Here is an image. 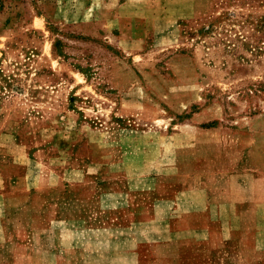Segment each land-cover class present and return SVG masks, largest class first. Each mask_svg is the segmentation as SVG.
<instances>
[{"label": "rangeland", "instance_id": "374dc122", "mask_svg": "<svg viewBox=\"0 0 264 264\" xmlns=\"http://www.w3.org/2000/svg\"><path fill=\"white\" fill-rule=\"evenodd\" d=\"M190 125L264 159V0H0V174L64 177L55 235L21 212L29 264H175L163 258L170 233L146 211L131 226L118 199L134 174L195 154ZM28 202L39 196L12 201Z\"/></svg>", "mask_w": 264, "mask_h": 264}, {"label": "crops", "instance_id": "0c3cea01", "mask_svg": "<svg viewBox=\"0 0 264 264\" xmlns=\"http://www.w3.org/2000/svg\"><path fill=\"white\" fill-rule=\"evenodd\" d=\"M103 2H117L124 7L152 0ZM190 126L197 130L198 138L183 143L195 154L171 156L173 167L164 171L134 174L132 182L123 187L119 203L133 212L131 226H141L143 219L136 213L146 211L148 227L170 233L171 239L166 240L168 255L163 258L175 264H192L191 260H197V264H237L238 260L257 264L264 254V159H255L253 148L248 150V146L243 152L239 148L241 141L230 140L222 129ZM210 134L218 138L207 139ZM171 144L177 145V141ZM62 180L64 177L58 173L39 177L25 174L10 181L0 174V264H29L32 258L34 239L30 235L24 238L23 231L30 228L29 221L25 223L21 217L24 210L37 212L42 226L55 235L62 223ZM24 195L29 199L39 196V204L32 207L30 201L24 205L12 203ZM18 225L19 233L8 238V230ZM6 246L13 249L3 256L1 248ZM52 247L48 259L55 263L62 257L57 246ZM43 256L39 260L46 258ZM76 260L70 257L69 264H77Z\"/></svg>", "mask_w": 264, "mask_h": 264}]
</instances>
